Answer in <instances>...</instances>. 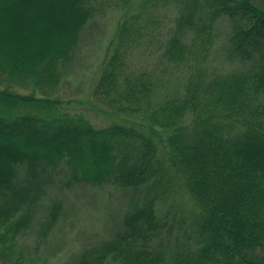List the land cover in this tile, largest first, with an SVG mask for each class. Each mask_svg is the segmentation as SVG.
I'll use <instances>...</instances> for the list:
<instances>
[{"label": "trees", "instance_id": "16d2710c", "mask_svg": "<svg viewBox=\"0 0 264 264\" xmlns=\"http://www.w3.org/2000/svg\"><path fill=\"white\" fill-rule=\"evenodd\" d=\"M132 1L0 0V264H40L22 239L53 231L60 204L36 219L49 187L80 183L131 196L72 264H264V0ZM104 4L124 14L90 94L113 122L96 128L61 91ZM219 22L242 68L211 73ZM179 185L193 210L170 219Z\"/></svg>", "mask_w": 264, "mask_h": 264}, {"label": "rangeland", "instance_id": "374dc122", "mask_svg": "<svg viewBox=\"0 0 264 264\" xmlns=\"http://www.w3.org/2000/svg\"><path fill=\"white\" fill-rule=\"evenodd\" d=\"M104 1L109 3L115 0ZM139 1L133 0L128 12L135 10ZM101 12L95 21L83 29L81 35L84 39L78 45L75 58L77 72L69 77L70 84L65 85L61 91V94L70 101L65 103L61 110L73 115H83L96 128L105 127L113 122L112 118L104 116L93 108L90 94L98 76L100 63L106 55L108 42L124 14L121 9L106 4ZM160 12L168 19L175 14L172 6ZM217 31L219 37L207 65L209 71L215 73L242 68L238 62L225 61L222 56V49L226 46L224 39L227 35L224 22H219ZM142 63L144 66L147 64V62ZM78 85L80 89L76 90ZM21 177V172H18L17 179ZM128 192L108 184L95 186L80 183L63 189L58 186L49 187L36 219L38 222L41 221L50 205L58 203L60 214L56 225L41 244L35 239V228L31 229L22 239L23 246L28 251L36 253L40 264H72L83 249L108 239L117 230L122 222L127 202L130 200L131 193ZM162 209L167 211L170 219H173L172 215L188 217L189 212L193 210V203L185 189L179 185Z\"/></svg>", "mask_w": 264, "mask_h": 264}]
</instances>
